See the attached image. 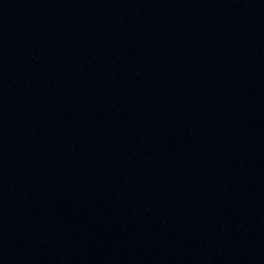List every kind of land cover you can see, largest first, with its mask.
I'll return each mask as SVG.
<instances>
[{"label":"water","instance_id":"obj_1","mask_svg":"<svg viewBox=\"0 0 264 264\" xmlns=\"http://www.w3.org/2000/svg\"><path fill=\"white\" fill-rule=\"evenodd\" d=\"M0 264H264V0H0Z\"/></svg>","mask_w":264,"mask_h":264}]
</instances>
